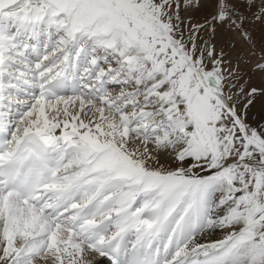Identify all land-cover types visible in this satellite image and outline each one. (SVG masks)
<instances>
[{"label":"snow or ice","instance_id":"snow-or-ice-1","mask_svg":"<svg viewBox=\"0 0 264 264\" xmlns=\"http://www.w3.org/2000/svg\"><path fill=\"white\" fill-rule=\"evenodd\" d=\"M0 264H264V0H0Z\"/></svg>","mask_w":264,"mask_h":264}]
</instances>
